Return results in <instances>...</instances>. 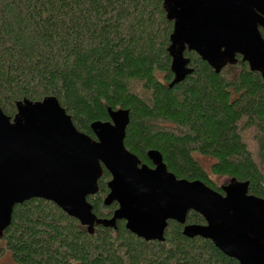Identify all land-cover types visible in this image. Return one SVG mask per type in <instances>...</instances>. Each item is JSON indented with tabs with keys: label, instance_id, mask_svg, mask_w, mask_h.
<instances>
[{
	"label": "trees",
	"instance_id": "1",
	"mask_svg": "<svg viewBox=\"0 0 264 264\" xmlns=\"http://www.w3.org/2000/svg\"><path fill=\"white\" fill-rule=\"evenodd\" d=\"M171 32L162 0H0V109L13 118L16 102L54 97L91 138L90 124L109 121L108 108L128 110L124 146L140 160L154 150L177 179L218 193L210 177L235 179L264 199V82L240 57L216 74L186 51L193 71L169 88ZM109 180L104 170L87 198L99 219L117 208L102 203ZM124 224L89 234L54 203L30 199L0 236V264H239L174 221L163 242ZM185 224L205 221L190 211Z\"/></svg>",
	"mask_w": 264,
	"mask_h": 264
},
{
	"label": "water",
	"instance_id": "2",
	"mask_svg": "<svg viewBox=\"0 0 264 264\" xmlns=\"http://www.w3.org/2000/svg\"><path fill=\"white\" fill-rule=\"evenodd\" d=\"M172 22L167 54L171 83L192 73L184 53L194 52L216 74L238 58L264 82V0H162ZM13 118L0 109V236L13 208L30 199L54 203L89 234L95 226L127 231L149 241H164L169 221L182 235L209 240L239 264H264V199L248 194V182L229 180L220 194L204 183L177 179L159 152L149 150L150 169L124 146L129 111L107 109L109 121L90 124L94 138L79 132L54 97L15 103ZM107 171L103 205L115 203L111 218L99 219L87 201L99 191ZM204 225H186L188 212Z\"/></svg>",
	"mask_w": 264,
	"mask_h": 264
},
{
	"label": "rangeland",
	"instance_id": "3",
	"mask_svg": "<svg viewBox=\"0 0 264 264\" xmlns=\"http://www.w3.org/2000/svg\"><path fill=\"white\" fill-rule=\"evenodd\" d=\"M250 138H251V136H250ZM249 147H250V149H252V151H254V148L252 147V144H251V142L249 141ZM201 164H202V167L206 170V171H208V168H209V162L208 161H206V160H201ZM213 181H214V183H216L218 186H223V185H225L226 184V182H228V181H225V179H219V178H216V177H210Z\"/></svg>",
	"mask_w": 264,
	"mask_h": 264
},
{
	"label": "flooded vegetation",
	"instance_id": "4",
	"mask_svg": "<svg viewBox=\"0 0 264 264\" xmlns=\"http://www.w3.org/2000/svg\"><path fill=\"white\" fill-rule=\"evenodd\" d=\"M145 156H146V161L140 160V159L138 158V160L140 161V165H139V166L145 165V166H147V167L150 168V169H154V165H153L152 162L147 158V154H146ZM220 194H223L222 191H221Z\"/></svg>",
	"mask_w": 264,
	"mask_h": 264
}]
</instances>
